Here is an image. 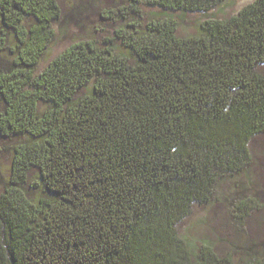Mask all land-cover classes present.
Listing matches in <instances>:
<instances>
[{"label":"trees","instance_id":"obj_1","mask_svg":"<svg viewBox=\"0 0 264 264\" xmlns=\"http://www.w3.org/2000/svg\"><path fill=\"white\" fill-rule=\"evenodd\" d=\"M223 1L143 0L168 12ZM164 11L40 69L63 6L0 0V141L16 139L10 176L0 170V264H264V207L240 260L191 249L180 230L228 175L247 178L248 213L264 189L251 181L264 172L251 147L264 137V0L188 36Z\"/></svg>","mask_w":264,"mask_h":264},{"label":"rangeland","instance_id":"obj_2","mask_svg":"<svg viewBox=\"0 0 264 264\" xmlns=\"http://www.w3.org/2000/svg\"><path fill=\"white\" fill-rule=\"evenodd\" d=\"M59 1L63 6V16L67 21H63L64 26H61V29L57 28V41L50 43L42 58L40 69L71 43L91 38L109 41L116 35V30L120 26L126 25L131 19L149 21L152 18L160 17L155 15L156 13L159 15L164 11L158 6L144 3L143 0H140L141 12L139 14L130 11V4L133 3V0ZM251 1L253 0H224L206 12L164 11V13L174 16L179 24V33L188 36L198 33L199 26L204 20L211 17L233 15ZM126 11L127 13H125ZM126 14L128 19L124 17ZM140 15H142L141 18ZM261 70L264 72V66L261 67ZM3 107L4 102L0 95V111ZM15 140L0 141V170L5 178L10 176L13 156L11 146L16 142ZM251 147L262 159L258 161V166L264 167V137L254 139ZM252 174V182L264 183L263 171H259L253 166ZM246 180L247 178L242 173L228 175L219 183L209 203L194 206L191 215L184 220L180 227L181 234L191 249L192 247L198 248L203 243H212L219 251L230 254L236 260H240L241 257L252 251V245L246 242L243 232L246 234L247 227L245 226L249 225L248 217L252 216L250 214L257 208L264 207V189L259 188L258 201L248 213L246 208L242 209L238 206L240 199L246 194L244 188L241 187L243 183L246 184ZM253 215H255L256 221L264 223V208L260 213L259 211L256 214L253 212ZM253 232L255 231L251 232L254 234L253 237L258 238V235Z\"/></svg>","mask_w":264,"mask_h":264}]
</instances>
